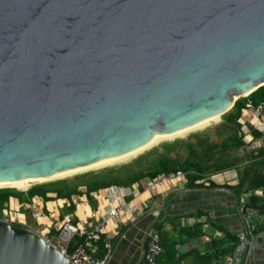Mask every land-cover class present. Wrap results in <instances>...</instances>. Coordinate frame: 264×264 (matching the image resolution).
<instances>
[{
    "label": "water",
    "instance_id": "1",
    "mask_svg": "<svg viewBox=\"0 0 264 264\" xmlns=\"http://www.w3.org/2000/svg\"><path fill=\"white\" fill-rule=\"evenodd\" d=\"M262 85L264 0H0V182L119 156ZM0 264L67 261L0 220Z\"/></svg>",
    "mask_w": 264,
    "mask_h": 264
},
{
    "label": "crops",
    "instance_id": "2",
    "mask_svg": "<svg viewBox=\"0 0 264 264\" xmlns=\"http://www.w3.org/2000/svg\"><path fill=\"white\" fill-rule=\"evenodd\" d=\"M218 175L220 174L215 176ZM213 178L214 176L202 178L205 181L199 182L197 187L187 186L186 181H163L154 185L153 193L144 189L141 180L132 183V194L126 200L137 208L133 219L121 222L111 218L103 228L102 238L109 244L105 264H142L144 236L155 221L164 217L173 220V222L165 221L161 226V230L167 232L171 239H184L183 236L178 237L175 228L190 226L195 222L201 223L204 231V234L199 238L178 243L176 246L178 253L185 255L176 264L192 263L194 256L186 254L188 251L213 257L215 248L230 243V237L226 233L236 235L241 228L240 216L237 211L239 199L247 197L251 193L257 196L261 195L260 189L250 191L243 187L240 188V193H234L232 189L221 187L224 185L223 182H216ZM210 182H213L215 186L210 188ZM237 184L238 182L226 185L235 186ZM28 187L20 189L23 193L22 199L10 196L3 205L9 203L14 209H18L24 216L26 228L38 230L41 234L48 233L52 236L60 220L65 216L74 219L81 226H86L107 209V203L101 194L105 187L89 191V200L86 197L84 184H78L76 191L70 193L69 196H56L55 192L48 191L46 196L50 199L47 201H43L39 196L26 197L25 192ZM190 190H194V192L192 193ZM177 194H183L184 209L182 210L185 211H177L176 204L172 206L169 202L172 196ZM188 198L193 203L185 205ZM32 200L37 203V206L32 209L38 212L36 218L32 216V210L28 208ZM70 205H72L71 210L69 209ZM198 210L200 215L197 214ZM248 211L251 214V222L255 230L254 237L250 244L246 245L244 250L238 254L235 264H264V229L258 228L264 217L254 214L251 210ZM198 215L199 217H197ZM212 240L219 244L212 243ZM76 241L74 239L70 247ZM225 255L214 258L213 264L221 263Z\"/></svg>",
    "mask_w": 264,
    "mask_h": 264
},
{
    "label": "rangeland",
    "instance_id": "3",
    "mask_svg": "<svg viewBox=\"0 0 264 264\" xmlns=\"http://www.w3.org/2000/svg\"><path fill=\"white\" fill-rule=\"evenodd\" d=\"M242 98L243 103L248 99L245 95L237 97L236 100ZM233 114L234 109L231 107L214 120L205 124L202 123L203 125L199 124L201 126L197 125L199 127L185 130V132L182 131L172 136L167 135L169 137L164 136L137 152L114 162L74 171L46 181H32L28 188L41 186L50 192L59 191L60 195L69 196L70 193L76 191L78 184H84L90 174L100 170H110V177L119 183H127L138 175L142 176L139 179L142 181L160 178L165 175L160 174L154 178H149L146 173L156 170L160 162L167 160L170 165L179 166L176 170L183 173L187 185L194 178L199 177L194 181V185H196L205 181L202 178L210 176H214L215 179H213L216 182L226 184L224 172L232 167L238 173L237 182L239 181L241 184L240 187L247 189L264 175V136L262 138L263 145L255 155L245 151L241 147L243 145H237L233 139L238 137L241 126L236 120L238 117L233 121ZM231 115L232 117H230ZM216 174L220 175L216 177ZM1 189L22 192L15 187L0 186ZM190 191L194 192V190ZM182 196L183 194L174 195L169 201L172 206L176 204L177 211H185L182 210L184 209ZM179 201L181 202L178 203ZM192 203L193 201L188 198L184 204L190 205Z\"/></svg>",
    "mask_w": 264,
    "mask_h": 264
},
{
    "label": "built area",
    "instance_id": "4",
    "mask_svg": "<svg viewBox=\"0 0 264 264\" xmlns=\"http://www.w3.org/2000/svg\"><path fill=\"white\" fill-rule=\"evenodd\" d=\"M237 122L241 125L238 131V137L242 142L243 149L254 154L262 147V138L264 136V99L257 103L247 99L244 106L240 109ZM258 133V136L255 135ZM226 184L236 183L238 173L235 168H229L225 171ZM163 181H186L180 170L169 173L168 175L140 181L144 189L153 193L154 185ZM102 197L107 203V209L98 216L93 222L86 226H81L65 216L60 220L55 233L50 236L48 233L41 234L37 232L45 241L50 243L55 249L65 255L67 264H105L107 258L106 252L109 244L102 238L103 228L111 218L121 222H127L133 219L136 212V206L126 200L132 194L131 185H109L103 189ZM246 196L239 199L237 207L240 216L241 228L236 233L237 243L224 257L222 262L214 264H235L238 260V254L242 252L246 245H249L254 237L251 214L244 208ZM34 200L28 205L29 209L36 207ZM33 217H37L38 212L32 210ZM0 220L20 225L26 228L24 216L18 209H14L9 203L0 208ZM76 243L70 247L72 241ZM102 242L105 253L101 257H95L94 252L99 248L98 242ZM163 252L160 232L152 226L145 234L142 251V264H155L156 258Z\"/></svg>",
    "mask_w": 264,
    "mask_h": 264
},
{
    "label": "trees",
    "instance_id": "5",
    "mask_svg": "<svg viewBox=\"0 0 264 264\" xmlns=\"http://www.w3.org/2000/svg\"><path fill=\"white\" fill-rule=\"evenodd\" d=\"M247 97H248V99H250L254 103H257L259 100L264 99V85L258 87L256 90H254L253 92L248 94ZM243 106H244L243 98L239 99V100H235V102L232 106V108L234 109L233 121H234V119H236L238 117V115L240 113V109ZM230 117H232V115ZM255 135H258V133H256ZM233 139L235 140V143L237 145H242V142L240 141V139L238 137L233 138ZM241 147H243V146H241ZM178 167H179L178 165H174V164L170 165L169 162H167V160L166 161L163 160L162 162L159 163V166L156 170L147 172L146 175H148L149 178H154L160 174L168 175L171 171L172 172L177 171L176 169ZM198 170H199V167H198ZM110 173H111L110 170H100L98 172L90 174L87 181L84 183V185L86 187V193H87L86 197L88 200L90 199L89 198L90 196L88 195L89 191L96 190L98 188L105 187V186L110 185V184H115V185H119V186L120 185L128 186V185H131L132 183L138 181L142 177L141 175H138V176L134 177L133 179L129 180L127 183H119L118 181H116L112 177H110ZM197 178H199V177H197ZM197 178H194L193 181L188 182L187 186L197 187L198 184L194 185L195 184L194 181ZM240 185L241 184H239V181H238V184L235 186L224 184L221 187H226L228 189H232L234 193H240L241 192ZM214 186H215V184L213 182L209 183L210 188L214 187ZM247 189L250 191H253L254 189H260L261 195L257 196V195L252 194V193L249 194L247 196L245 204H244L245 210H247V211L251 210L254 214L261 215L264 217V175L259 177ZM47 192H48V190H46L45 188H42L41 186H32L26 190L25 194H26V197H28V198L33 197V196H39L42 198L43 201H47L50 199V197L46 196ZM55 193H56V196L60 195L59 191H57V192L55 191ZM22 194H23L22 192H16L12 189H1L0 190V208L7 201L8 197L12 196V197L18 198L20 200V199H22ZM71 206L72 205H70V207H69L70 210L72 208ZM197 214L200 215L199 210H198ZM199 215L197 217H199ZM253 215H252V217H253ZM171 219L164 217L161 220L155 221L153 224V226H155L160 232L161 244L163 247V252L158 255V257L156 258L155 264H176V263H179V261L182 259V257L185 254L178 253V251L176 249V246L178 245V243L181 241H184V240L199 238L204 234V231L202 230L201 223L195 222L190 226H179L178 228H175V229H177L176 234L178 235V237L183 236L184 239H182V240L171 239L168 236L167 232H165L164 230H161V226H162L163 222L168 221V220L170 222H173V220H171ZM71 220L75 222L74 219H71ZM258 228L264 229V219L260 222ZM253 232H255L254 228H253ZM226 235L230 237V243L228 245H223V246H220L219 248L218 247L215 248L213 257L211 255L196 254V252H194V251H188L186 254H190V255L194 256L193 261L190 264H213L214 258H217L219 256H223V255L229 253L230 251H232V249L234 248V246L237 243L236 235H231V234H227V233H226ZM212 243L219 244L217 241H214V240H212ZM98 246H99L98 250L96 252H94L95 257H101L105 253V248H103L101 241L98 242Z\"/></svg>",
    "mask_w": 264,
    "mask_h": 264
},
{
    "label": "bare ground",
    "instance_id": "6",
    "mask_svg": "<svg viewBox=\"0 0 264 264\" xmlns=\"http://www.w3.org/2000/svg\"><path fill=\"white\" fill-rule=\"evenodd\" d=\"M247 93H245L244 95H246ZM236 98V97H234ZM218 115H214V116H210V117H207V118H204L200 121H197L196 123L194 124H191L185 128H182L180 130H177V131H174V132H171V133H168V134H158V133H155L152 138L147 142L145 143L144 145L138 147V148H135L127 153H123L119 156H115V157H110V158H104V159H100V160H97V161H94L90 164H87V165H83V166H77L75 168H72V169H68V170H65V171H62L60 173H57V174H54V175H51V176H47V177H37V178H22V179H18V180H14V181H10V182H0V186H6V187H15V188H18V189H24L26 187H28L29 183L32 182V181H46V180H49V179H53V178H57L59 176H63L65 174H68V173H71V172H74V171H80V170H85V169H89V168H93V167H99L100 165H103V164H107V163H111V162H114L116 160H119L123 157H126L128 155H131L132 153H135L137 152L138 150L144 148L145 146H148L149 144H152V142H154L155 140L157 139H160V138H163L164 136H167V135H175L176 133L178 134L179 132H185V130H190V129H194L196 127H199L201 125L199 124H205L207 122H209L210 120H214ZM202 124V125H203ZM199 125V126H197ZM169 137V136H167Z\"/></svg>",
    "mask_w": 264,
    "mask_h": 264
}]
</instances>
